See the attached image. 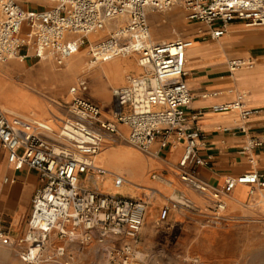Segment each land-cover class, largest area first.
Returning <instances> with one entry per match:
<instances>
[{"label": "built area", "instance_id": "obj_1", "mask_svg": "<svg viewBox=\"0 0 264 264\" xmlns=\"http://www.w3.org/2000/svg\"><path fill=\"white\" fill-rule=\"evenodd\" d=\"M33 1L0 0L1 62L13 58L51 59L61 67L86 46L95 64L135 54L142 72L127 76L125 85L112 90V112L108 117L98 104L82 96L89 87L88 81L80 77L69 88L72 99L68 115L58 131L48 121L10 117L0 105V151L7 152L8 162L17 169L27 166L36 170L41 180L25 233L12 237L0 229V243L8 247L24 245L22 259L38 264L46 259L43 251L53 234L81 245L96 241L105 247L117 242L122 243L119 250L109 251V246L105 249L123 259V264H131L141 258L134 244L140 239L148 202L119 192L103 193L82 183L86 178L94 184L110 178L117 189L127 183L122 174L108 173L96 164L95 156L107 138L125 141L144 153H149L154 144L165 149L184 141L178 163L181 179L201 191L208 189L193 172L196 166L206 164L199 155L204 134L197 120L202 112L187 111L192 95L185 82V68L187 50L194 41L179 38L152 43L148 12L166 11L180 4L187 20L205 27L198 30L202 37L219 39L234 21L247 27H264V0H46L48 5L27 8ZM116 18L123 21L107 37L89 38ZM227 65L233 72L251 68L253 61L231 59ZM211 108L214 112L235 110L243 121L259 111L247 107L244 92L237 93L232 102ZM122 125L127 133L121 132ZM241 129L245 132L246 126ZM262 145L264 135L251 137L243 151L250 154ZM237 185L250 186L253 194L257 187L264 189L263 175L249 171L229 177L225 193ZM223 194L213 191L215 224L223 219ZM171 208L192 210L193 203L183 195L170 197L160 220L168 217ZM66 251V246H58L47 259L56 260Z\"/></svg>", "mask_w": 264, "mask_h": 264}, {"label": "crops", "instance_id": "obj_2", "mask_svg": "<svg viewBox=\"0 0 264 264\" xmlns=\"http://www.w3.org/2000/svg\"><path fill=\"white\" fill-rule=\"evenodd\" d=\"M28 5V8H38V4ZM177 10L184 14L185 23L195 29L194 33H189L187 37L179 38L193 39L195 46V49L193 46L187 50L185 82L192 95V101L187 111L188 113L202 112L197 120V125L204 134L199 155L206 159V164L196 166L193 172L196 179L206 184L208 189L201 191L181 179L178 163L184 153V141L165 149H160L158 144H154L149 153L124 146L122 148L112 146L111 153H115L116 156L111 161L106 162L107 166L127 167L131 172L130 178L133 181L129 183L126 176L122 174L127 183L124 185L125 187L123 186L125 191L119 193L127 197L144 199L148 202V211L141 232L142 235H140V239L143 238L144 242H155L158 236L165 232L168 235L175 227L195 230L203 226L202 223L204 224L209 220L213 222L217 215L213 191L224 192L221 195V199L226 204L225 209L221 212L223 218L229 213L239 212L248 199L252 202L251 204H257V211L264 215V189L257 187L254 193L250 194V186L247 185L249 187L247 188L245 185H237L233 190L225 193L229 177L256 171L262 174L264 179V145L252 149L250 154L243 151L244 145L251 137L264 135V27H247L242 22L234 21L230 24L229 31L225 36L219 39L204 38L198 33V30L200 28L205 29V27L199 22L187 20L185 11L180 4L166 10L165 16L174 14ZM157 12L163 11L148 12L149 27L150 18L155 16ZM162 22H166V18H163ZM99 37L94 36L93 39ZM179 38L177 36L155 43L175 41ZM81 49L84 50V48ZM238 58L251 59L253 67L230 71L227 61ZM19 60L26 65H36L41 62L48 64L50 62L57 66L51 59L28 58ZM6 62L0 61V63ZM77 64L78 62L71 69L67 68V72L74 73L77 71L78 73L81 71V64ZM138 69L141 70V73V67L138 68L133 58L112 59L90 65L85 75L81 76L88 81L89 87L82 96L98 104L104 116L108 117L112 112V90L125 85V77ZM91 76H101L109 84L111 93L109 102L96 101L94 96L89 93ZM65 77L64 83H66L68 76ZM1 81L2 78L0 83ZM43 84L38 83L40 88L35 84H33L34 86L28 84L23 91L30 99L31 107L37 104L36 102L32 103L33 95L39 99L41 107H34L39 111L37 116L30 118L28 115L10 113L1 107L10 117L15 115L29 120H46L48 122L47 119L52 118L53 121L50 125L55 131H58L62 123L61 120L67 117L68 104L71 100L59 104L57 100L56 103L53 101L54 98L46 99L44 95L38 93V91L46 88L45 83ZM55 90L56 88L53 89L54 93H56ZM239 92L246 93L248 108L259 109L247 121H243L235 110L226 112H214L212 110L211 107L214 104L232 102ZM45 93L48 94L47 91ZM99 93L108 99V94L104 89L100 88ZM242 126H246L245 132L241 129ZM120 129L121 132L127 133L126 126L122 125ZM130 151L133 152V155ZM129 156L132 158L129 159ZM250 157L253 158V161H250ZM98 182L95 181L96 186H99ZM82 183L93 188L94 181L90 182L86 178L82 179ZM40 186V175L36 170L27 166L17 169L14 164L8 162L7 152L5 150L0 151V229L4 230L6 234L12 237H21L25 233L32 211L33 196ZM176 195H183L191 200L193 209L171 208L168 217L165 220H160L161 210L168 205L170 197ZM225 210L227 211L226 215Z\"/></svg>", "mask_w": 264, "mask_h": 264}, {"label": "rangeland", "instance_id": "obj_3", "mask_svg": "<svg viewBox=\"0 0 264 264\" xmlns=\"http://www.w3.org/2000/svg\"><path fill=\"white\" fill-rule=\"evenodd\" d=\"M32 4L48 5V2L46 0H34ZM26 7L28 8L29 5H26ZM165 12L166 11L157 12L155 16L150 18V35L152 43L177 36L178 38L187 37L189 33H194L195 29L185 23L183 13H179L177 10L176 13L165 16ZM163 18H166V22H162ZM122 21V18L111 20L98 39L107 37L111 29L116 28ZM94 36L95 35H91V38H89L92 40ZM82 55L84 60L91 62V56L86 46L84 50L82 49ZM72 57L61 67L55 66L50 62H48L49 65L47 62H41L36 65H26L18 58H13L6 63H0V76L2 77L4 75L10 81L22 82L20 80L22 75L29 76L32 71H34L32 74L41 72L40 75L46 88L40 90V92L38 91V93L44 95L48 100L54 98L53 101H55V103L57 100L59 104H63V101H70L72 98L69 94L70 86L87 72L79 71L77 73V71H74V73H68L67 67L70 63L74 65L77 62V65L83 63L82 58L78 57L72 60ZM132 58L139 68L137 56L116 59ZM51 66L56 68L58 72L64 70L63 74L68 76L66 83L60 84L51 80L47 74H45L44 68H49ZM140 71L141 70L138 69L127 76L138 75ZM127 76L125 77L124 83L126 82ZM54 85L57 87V93L53 92L54 88L52 86ZM38 88L40 87L38 86ZM100 88L104 89L108 94V99L104 98L102 94L99 93ZM109 88V84L106 83L101 76H91L90 93L94 96L96 101L103 103L109 102L111 100ZM46 91L48 94L45 93ZM33 96L34 100L32 103L36 102L37 104L30 108L28 107L27 110H25L27 112L21 111L17 113L29 114V117L32 118L39 114V111L34 107H41V105L36 95ZM31 112H35V114L32 115L30 114ZM66 114L68 115V113ZM106 140L110 141H105L103 143L97 155L99 161L100 158L103 159V168H110L113 170V173H121L126 176L129 182H133L130 178L131 172L127 167H108L106 162L111 161L113 157L116 156L114 155L115 153H111L112 146H116V148H122L124 146L125 148L128 147L133 150L138 149L120 139L112 141L111 138H107ZM107 142H109L108 145H106ZM130 152L131 155H133V152ZM130 157L131 156H129V158ZM99 185L98 187H96L95 184L92 186L103 193L111 192L110 189L107 187L105 188L104 184ZM246 187L249 188L248 186ZM251 203L252 202L248 199V201L242 205V209L237 213L227 214L226 209L224 213L227 215L222 219L220 224H215L211 222L212 220H209L204 224L202 223L203 226L195 230H190L188 228L179 229L175 227L168 235L165 232L163 235L158 236L155 242H144L143 238L142 240L139 239L138 243L134 245L141 258L134 259L131 264H264V215L257 211V204L254 205ZM63 245L66 246L67 251L64 256L56 259L58 262H55L56 260L53 259H47L48 256L55 253V249L58 246ZM106 246H109V251L112 249L119 250L122 247V243L116 242L113 244L109 242ZM24 247V245L8 247L0 243V264H32L24 261L21 257V252L25 249ZM105 247L99 245L96 241L81 245L78 241H70L67 238L61 239L56 234H53L43 251L46 259L38 264H123V259L110 255ZM128 264L130 263L128 262Z\"/></svg>", "mask_w": 264, "mask_h": 264}, {"label": "bare ground", "instance_id": "obj_4", "mask_svg": "<svg viewBox=\"0 0 264 264\" xmlns=\"http://www.w3.org/2000/svg\"><path fill=\"white\" fill-rule=\"evenodd\" d=\"M105 30H102L98 33H93L91 35H95L97 37H99V35ZM90 35V36H91ZM91 38V37H90ZM93 40V39H92ZM194 46V44H193ZM192 46V47H193ZM193 49H195V46L193 47ZM132 56H136L135 54H132V55H129V56H126V57H132ZM218 56V55H217ZM82 58L83 59V63L81 64V67H80V70L82 72H85L89 67L90 65H95V63H92V62H89V61H86L84 60V57L82 55V49H80L73 57H72V60L75 59V58ZM117 58H125V57H117ZM116 59V58H114ZM113 59V60H114ZM210 62V61H209ZM98 64V63H97ZM74 66V64H69V67H67L68 69H71L72 67ZM253 67V66H252ZM251 67V68H252ZM140 68V67H139ZM25 70V69H24ZM64 71V70H63ZM61 71V72H58V70L56 68H54L53 66L49 67V68H44V72L45 74H47V76L53 80V81H56L60 84H64V81H65V75L63 74L64 72ZM34 71H32L33 73ZM24 73V72H22ZM30 73L29 76H24L22 77V79H19L22 81V82H16V81H10L9 79H7L4 75L1 77L0 76V79L2 78V81L0 83V86H1V90H0V104L4 107V109H6V111H9L10 113L12 112H21V111H25L27 110V107H31V103L29 102L30 99H28V96L23 92L24 91V88L28 86V84L30 85H33L35 84L36 86H38V83L39 84H42L44 85L43 81H42V78H41V72H37L36 74H32ZM23 76V75H22ZM16 79V78H15ZM31 82H34V83H31ZM37 82V83H36ZM48 84V83H47ZM50 85V84H49ZM34 86V85H33ZM54 88H57L55 85L52 86ZM55 92L57 93V89L55 90ZM92 92V91H91ZM90 93V92H89ZM19 114V113H18ZM30 114L34 115L35 112H31ZM25 115V114H23ZM27 115V114H26ZM28 116H30L28 114ZM32 118V117H30ZM49 120L48 123H52L53 119H47ZM62 121V120H61ZM103 146V145H102ZM99 153V152H98ZM98 155V154H97ZM95 156V161H96V164L100 165L103 167V159L100 158V161H99V157L98 156ZM132 157H130L129 159H131ZM98 159V160H97ZM131 162V161H129ZM135 163V162H134ZM142 165V164H141ZM144 166V165H143ZM105 168V167H104ZM108 173H113V170H111L110 168H106ZM119 172V171H118ZM119 174V173H118ZM100 182V181H99ZM98 182V183H99ZM130 183V182H129ZM105 188L107 187L108 189H110V191L112 193H115V192H124L125 190V186L120 188V189H117L115 187H113V185L111 184V179L108 178L106 181L104 180L103 183ZM126 185V184H125ZM100 186V185H99ZM131 186V185H130ZM247 186V185H245ZM130 188V187H129ZM131 189V188H130ZM106 192V190H105ZM55 262H58L57 260Z\"/></svg>", "mask_w": 264, "mask_h": 264}]
</instances>
